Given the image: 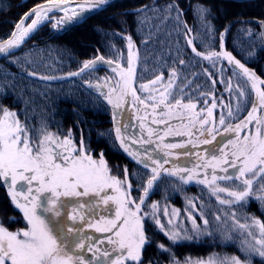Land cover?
Segmentation results:
<instances>
[{"label": "snow or ice", "instance_id": "6c2138e0", "mask_svg": "<svg viewBox=\"0 0 264 264\" xmlns=\"http://www.w3.org/2000/svg\"><path fill=\"white\" fill-rule=\"evenodd\" d=\"M109 2L110 0H83L80 3L76 0H46L44 4L33 7L15 23L9 38L0 41V54H10L11 50L19 48L43 23L52 21L53 28H61L70 22H78L85 13L99 10ZM172 8L173 5L168 6V10ZM57 11L62 12L63 15L54 18L53 13ZM141 11L143 9H137L138 13ZM180 15L181 13L178 12L177 20ZM210 15V10L207 8L201 7L198 10V18L204 25L205 33L215 35L209 20ZM29 19L31 23L27 22ZM259 23L260 39L264 43V21ZM184 27L189 37L186 40L187 45L196 57H202L214 64L226 60L228 65H234L240 70L239 73L233 72V76L242 75L246 78L244 87H241L240 83L236 85L235 110L231 105H225L222 100L217 102L213 96L211 106H208V101L205 99V109H201L200 112L195 111L196 103L191 100L184 103L183 96L176 98L170 90L175 82V70L170 74L166 86H163L161 73L148 83H141L139 89L134 87L137 79L138 55L133 51L135 46L131 36L124 37L128 48L126 68L120 62V56L116 59H106L100 55L94 60L85 61L78 72L69 73L70 76H79L98 63H106L110 67L115 65L111 70L119 79L113 85L109 78H104L106 83L103 87H108V92L105 93L101 85H95L100 95L112 105L114 120L119 115L116 110L124 107L127 97H131L133 106H144L145 115L140 118L141 137L139 140L133 137L131 143L139 144L141 147L155 144L154 149L151 151L144 149L140 152L132 148L127 142L129 137L122 132L118 121L115 127L116 140L120 147L138 164H142L145 168L151 167L152 175L143 188L144 194L138 198L139 202L132 197V185L129 183L127 167L124 169V179L121 180L111 174L103 153L100 154L99 159L93 158L83 138L77 147L72 139L71 130L63 138L44 131L37 139L16 119V113L3 110V115L0 116V183L7 188L11 206L23 214L26 227L10 231L9 227L0 222V264H143L142 253L145 247L150 245L151 240L145 226V218L149 214L141 215L142 205L145 196L160 177L161 170L171 176L179 175L184 183H188L197 178V169L211 168V180L205 174L198 182L208 186L222 205L242 206L254 194V178H264V116L261 115L264 113V79L257 77L225 49V36L230 31V26H226L219 33L220 50L207 52L197 50L194 39L190 38L192 29L188 28L186 23ZM241 31L249 37L255 35L251 28H242ZM113 35L115 36L116 33ZM113 49L114 52L119 51L114 45ZM180 63L184 64L185 61L181 59ZM28 74L37 75L35 72ZM40 78L51 79V77ZM209 78L211 79L210 74ZM212 83L215 86L216 80L213 79ZM157 84L162 85L163 90L157 88ZM248 84L255 93L256 101L252 103L247 116L233 125L230 121L237 119L242 111L241 98L248 96L245 91ZM88 86L93 87L91 83H88ZM226 90L232 94L231 79L226 84ZM138 92H148L149 95L142 98ZM204 95L201 93V96ZM218 106L222 111L217 123L213 118V110ZM148 108H151V115L147 111ZM224 108H227V116L223 112ZM205 110L207 116L203 117ZM185 114L188 116V123L184 124L181 120L182 129L174 128L169 122L172 117ZM148 120L151 124L164 125L163 134H160L158 128L151 127L147 123ZM197 125L199 127H196ZM144 130L147 133L146 138ZM196 133L199 135L197 136ZM170 135L187 136L189 139L185 143H165V137ZM218 136L221 137L220 140L217 139ZM186 144H191L193 148L199 145H210L211 148L204 150V156H199L197 153L202 163L194 166L192 170L175 167L172 170L165 169L164 165L169 161L160 158L158 153L163 152L165 157L172 156L174 155L172 149L185 148ZM184 154L191 155V152L186 151ZM230 168L233 169L231 174ZM217 169L224 174L217 175ZM182 172H187V176L180 175ZM217 181H240V184L230 188L220 186ZM261 192L264 193V185L261 187ZM220 193H226L230 199L221 198ZM257 199L264 205V195H258ZM151 207L153 208L151 218L169 240L177 243L182 239L192 238L186 234L182 236L178 231H166L156 214L157 205L153 204ZM191 207L194 209L196 206L192 204ZM105 212L108 215H104ZM174 215H178L176 210ZM188 219L192 222L193 231L200 234V228L191 213ZM201 219L205 225L209 224L208 219L203 215ZM232 219L236 227L246 231L247 237L251 238V241L245 239L241 243L244 258L238 256L224 260L217 258L210 260L208 264H253V257L256 256L264 261V222L253 217L252 225L240 223L235 213L232 214ZM216 220H220L219 215L216 216ZM13 222H17L15 217L10 218L8 223ZM168 223H173L172 218H169ZM253 226L258 228V236L252 231ZM87 229L106 235L103 238L95 237L89 235ZM225 239L232 237L226 235ZM158 247L167 251L163 244ZM85 252L90 253L91 256L86 257ZM186 264L193 262L187 261Z\"/></svg>", "mask_w": 264, "mask_h": 264}, {"label": "trees", "instance_id": "16d2710c", "mask_svg": "<svg viewBox=\"0 0 264 264\" xmlns=\"http://www.w3.org/2000/svg\"><path fill=\"white\" fill-rule=\"evenodd\" d=\"M43 1L46 0H0V40L10 34L26 10ZM169 5H173L171 10H168ZM201 7L210 10L209 20L215 35L205 33L204 25L198 18ZM137 9L143 11L138 13ZM178 12L181 13L179 20ZM53 16L59 18L58 14ZM263 16L264 0H118L76 25L53 28L52 21L43 23L19 49L0 59V116L4 109L14 111L20 123L37 139L44 131L65 137L71 130L75 141L83 138L89 153L100 151L110 168H120L116 171L118 177L124 176L121 168L127 167L131 194L138 202L152 175L151 167L138 164L120 147L109 105L88 86V83L100 82L108 68L95 66L79 76H70L69 73L78 72L85 61L100 55L106 59L120 56V62L125 66L128 48L124 37L131 36L135 46L133 50L138 55L134 87L139 89L141 83H147L161 73L163 81H166L175 70V82L170 90L176 98L183 96V102L207 99L211 104L214 96L217 102L222 100L235 110L236 85L240 83L244 87L246 78L233 76V72L239 73L240 70L228 65L226 60L214 64L196 57L187 45L189 37L184 25L186 23L192 29L190 38L194 39L200 52L219 51V33L230 26L225 36V49L257 77L264 79V44L259 29V20ZM242 28L253 29L255 35L247 36ZM113 45L118 52H114ZM181 59L184 64L180 63ZM29 72L37 75L30 76ZM213 79L216 80L215 86ZM229 79L233 85L232 94L226 90ZM245 91L248 96L241 98L242 111L237 119L230 121L233 124L247 116L255 101L250 84ZM201 93L205 95L201 96ZM223 112L227 116V108ZM158 155L168 161L176 158L165 157L162 153ZM181 165H187L186 161ZM167 169L172 170L173 166ZM217 183L230 187L231 182ZM262 185L264 178H254V194L242 206H222L205 185L184 183L179 177L161 170L160 177L145 196L146 206L142 207L148 212V207L156 204L163 213L168 206H175L182 216L176 224L178 232L192 238L173 243L167 236L161 235V231L156 226L157 229L154 228L149 220L146 221L151 243L143 250V264H166L183 256L198 259L211 256L219 260L238 256L243 259L245 254L241 251V243L245 239L251 241V238L247 237L246 231L236 227L232 214L235 213L240 223L252 225L253 217L264 222V205L257 199L258 195H264ZM192 204L196 206L194 209ZM17 212L11 206L6 187L0 183V221L7 215L15 217ZM189 213L195 218L200 234L187 223ZM201 215L208 219V225L203 223ZM217 215L220 216L219 221L216 220ZM149 219H152L151 215ZM8 222L4 221V224L10 231L19 227L18 222ZM252 231L259 235L256 226L252 227ZM226 235H231L232 239H225ZM158 244H163L167 251L159 248ZM253 264H264V261L256 256L253 257Z\"/></svg>", "mask_w": 264, "mask_h": 264}, {"label": "rangeland", "instance_id": "374dc122", "mask_svg": "<svg viewBox=\"0 0 264 264\" xmlns=\"http://www.w3.org/2000/svg\"><path fill=\"white\" fill-rule=\"evenodd\" d=\"M134 51V50H133ZM115 66V65H114ZM114 66H111V67H114ZM111 67H107L108 68V71L105 73V76L103 77V79L100 81V82H95V83H92L93 85V89L99 93L97 90H96V87L95 85L99 84L102 86V90L107 93L108 92V87H103L106 83L105 81V77L109 78L111 80V83L114 85L116 83V80L119 79V77L116 76V74L114 72H112L111 70ZM125 68L127 67V63L126 65L124 66ZM148 83V82H147ZM168 83V80L166 81H163V86H166ZM163 86L160 85V84H157L156 87L157 88H160L161 90H163ZM100 94V93H99ZM138 95H140L142 98H146L149 93L148 92H138ZM101 96V95H100ZM105 102H107V100L104 98V96H101ZM205 99H199V100H193V103H196L197 104V108L195 109V111L197 112H200L201 109H205V103H204ZM255 101H256V98H255ZM151 103V101H149V104ZM184 103H188L187 101L184 102ZM108 104V103H107ZM111 111H112V116H113V122H114V126L116 127V122L118 121L119 122V126L121 127V130L122 132H124L128 137H129V140L127 141L128 144L134 148V149H138L140 152H143L144 149H148L149 151H151L152 149H154L156 147L155 144H152V145H144L143 147H141L139 144H135L133 145L131 143V139L134 137L136 138L137 140L140 139L141 137V128H140V118L143 117L145 115V109H144V106L143 105H138V106H133V103H132V99L131 97H127L126 98V102H125V105L124 107L120 108V109H117L116 111L119 113V115H117L115 117V120H114V115H113V107L112 105L108 104ZM208 106H211L210 103H208ZM225 109V108H224ZM223 109V110H224ZM148 113L151 115V108H148L147 109ZM221 111L222 109L218 106L217 108H215L213 110V118L217 121H219V117H220V114H221ZM10 112H14V111H10ZM15 113V112H14ZM216 113V114H214ZM218 113V115H217ZM262 116H264V113H261ZM203 117H206L207 116V112L206 110L203 112L202 114ZM167 118V117H166ZM16 119H18V117L16 116ZM19 120V119H18ZM181 120L184 121V124H187L188 123V116L187 114L183 115V116H174L172 117L169 122L172 124V126L174 128H178V129H182L183 126L181 125ZM147 123L153 127V128H158L160 130V134L162 135L163 134V129H164V125H155V124H151V121L148 120ZM234 125V124H233ZM196 127H199V125H197ZM253 127V131L255 130L254 129V126ZM195 131V130H194ZM243 134V133H242ZM55 135V134H54ZM196 135L198 136L199 133H196ZM56 137H60V138H63L62 136H58V135H55ZM144 137L146 138L147 137V133H146V130H144ZM74 143L76 144L77 147H79V144H80V140H77L75 141L74 138L72 137ZM189 137L187 136H175V135H170V136H167L165 137V143H185L186 141H188ZM195 139V137L193 138ZM218 140L221 139V137H217ZM156 143H159V141H156ZM207 148H211L210 145H199V147L197 148H193L191 144H186V147L185 148H175V149H172L171 151L174 153V157H176L175 159H173L172 161H169V163L165 164L164 165V168L167 169V168H181V169H187V170H192L194 168V166L198 165V164H201L202 161L198 158V155L197 153L199 154V156H204L205 155V149ZM58 150H62V149H58ZM186 151H190L191 152V155H185L184 153ZM159 153H162L163 152H159ZM158 153V154H159ZM94 159H99L100 158V154L101 152H96L95 154H92L90 153ZM128 154V153H127ZM155 154V153H153ZM217 155H219V153H217ZM162 158V157H160ZM163 159V158H162ZM187 163V165L185 166H182L181 163L182 162H185ZM149 164L150 161H147ZM192 162V163H190ZM109 167V166H108ZM109 169L111 170V174L112 175H115L118 177V175L116 174V171L119 170L120 168L118 167H113V168H110ZM124 170L125 169V166L123 168H121V170ZM124 173V172H123ZM229 173H233V169H229ZM205 174L208 175V179L211 180V176H212V169L211 168H208V169H197V178L196 179H193L189 182H195V183H199L198 180L199 179H203ZM216 174L217 175H223L224 173H221L219 171V169L216 170ZM180 175H184V176H187V172H182ZM179 177V175L177 176ZM120 178L121 180L124 179V176L122 177H118ZM180 178V177H179ZM217 182H221V181H217ZM224 182V181H223ZM227 182H231L229 183V186L230 187H234L235 184H240V181H227ZM201 184V183H200ZM218 184V183H217ZM205 185V184H203ZM220 185V184H219ZM206 186V185H205ZM215 186V185H214ZM209 190L210 188L208 186H206ZM211 191V190H210ZM212 194V191L210 192ZM221 198H224V199H230L229 197H227L226 193H220L219 194ZM216 198V200L218 201L216 195H213ZM86 199V198H84ZM139 202V201H138ZM219 202V201H218ZM145 204H143L144 206ZM153 205V204H152ZM151 205V206H152ZM227 204H224L222 206H226ZM146 206V205H145ZM148 207V212L144 211L143 207H142V212H141V215H144L145 213L149 214L148 216H146V221H150V224L156 228L158 231L160 230L159 227L155 224L154 220L153 219H149L151 213L153 212V208L152 207ZM228 206V205H227ZM113 207V211H114V206ZM101 208H103V205H101ZM163 208H166V206H163ZM170 208V209H168ZM18 210V209H17ZM160 207L158 206L156 208V214L157 216L160 218L161 220V223L165 226V230L166 231H178V227H177V221H178V218L179 217H182L178 211V208H175V206L173 205H170L166 208V210H164L163 213H160ZM174 210H176L178 212V215H174ZM192 211V209H191ZM5 212L9 214V212L7 211V209H5ZM165 212H167V215H165ZM15 215V219L17 222H18V225L19 227H15L13 230L11 231H15L19 228H24L26 227V222L24 221L23 219V214L21 212H18L17 213H14ZM104 215H108V213H104ZM14 217V216H12ZM1 218V217H0ZM11 218V215H7L6 218H4V220L0 221V222H7L9 219ZM99 217H97L98 219ZM169 218H172L173 220V223L172 224H169L168 221H169ZM188 218V216H187ZM187 223L190 225L191 229L193 230V225H192V222L187 219ZM13 223H16V222H13ZM17 226V225H16ZM156 226V227H155ZM186 227V226H185ZM147 228V226H146ZM185 229V228H184ZM88 232L89 235H92V236H95V237H99V238H103L104 235L106 234H102V233H97L95 232L93 229H87L86 230ZM162 233V234H161ZM161 235H165L164 232H160ZM166 236V235H165ZM156 244V243H155ZM159 245V244H158ZM85 255L86 257H90L91 254L90 253H87L85 252ZM210 260H216V258L214 257H211V256H207V257H203V258H195V257H190V258H187L185 256L182 257V259L180 260H173L169 263H166V264H174V262H179V264H186L187 261H191L193 262V264H196V262H203V264H208V262Z\"/></svg>", "mask_w": 264, "mask_h": 264}, {"label": "water", "instance_id": "95a60500", "mask_svg": "<svg viewBox=\"0 0 264 264\" xmlns=\"http://www.w3.org/2000/svg\"><path fill=\"white\" fill-rule=\"evenodd\" d=\"M117 1H118V0H110V2H109L108 5L102 7V8L99 9V10H94V11H91V12H87V13H85V14H84V17L81 18L78 22H70L67 26L76 25V24L82 22V21H83L84 19H86L88 16H90V15L96 13V12H99V11L105 9L106 7L110 6L111 4H113V3L117 2ZM234 1H247V0H234ZM45 2H46V1H43V2H40V3H37V4L33 5V6H31L28 10H26V11L20 16V18L16 21V23L19 22L20 19H21V17H23V15H24L25 13L29 12L33 7H35V6H37V5L44 4ZM76 2H77V3H80V2H83V0H76ZM73 6H74V5H73ZM55 14H58L59 17H61V16L63 15V13H62V12H59V11L53 13V15H55ZM260 21H264V16L259 20V22H260ZM27 22H28V23H31V20L29 19ZM40 26H41V25H40ZM40 26H39V27H40ZM14 27H15V25H14ZM14 27L12 28L11 32L14 30ZM39 27H38V28H39ZM38 28H37V29H38ZM259 29H260V32H261L260 23H259ZM35 31H36V30H35ZM35 31H34V32H35ZM11 32H10V34H11ZM34 32H33V33H34ZM33 33H32V34H33ZM10 34H9L6 38H4V39H2V40H0V41H3V40L8 39L9 36H10ZM32 34H30V36H29L28 38H26L25 42H26V41L32 36ZM25 42H24V43H25ZM24 43H23V44H24ZM23 44H22V45H23ZM263 44H264V43H263ZM22 45H21V46H22ZM21 46H20V47H21ZM20 47H19V48H20ZM19 48H16V49L11 50V53L14 52V51H16V50L19 49ZM11 53H10V54H11ZM8 55H9V54H0V59L6 57V56H8ZM94 59H95V58H93V59H91V60H94ZM96 66L110 67V66H109L108 64H106V63H98ZM112 66H114V65H112ZM79 70H80V69H79Z\"/></svg>", "mask_w": 264, "mask_h": 264}, {"label": "flooded vegetation", "instance_id": "af4514ba", "mask_svg": "<svg viewBox=\"0 0 264 264\" xmlns=\"http://www.w3.org/2000/svg\"><path fill=\"white\" fill-rule=\"evenodd\" d=\"M7 189V188H6Z\"/></svg>", "mask_w": 264, "mask_h": 264}]
</instances>
